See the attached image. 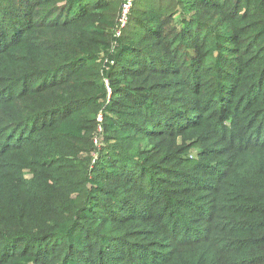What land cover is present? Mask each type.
Segmentation results:
<instances>
[{"label":"trees","instance_id":"1","mask_svg":"<svg viewBox=\"0 0 264 264\" xmlns=\"http://www.w3.org/2000/svg\"><path fill=\"white\" fill-rule=\"evenodd\" d=\"M0 0V264H264V0Z\"/></svg>","mask_w":264,"mask_h":264},{"label":"built area","instance_id":"2","mask_svg":"<svg viewBox=\"0 0 264 264\" xmlns=\"http://www.w3.org/2000/svg\"><path fill=\"white\" fill-rule=\"evenodd\" d=\"M133 4V0H123L121 5V13L118 18V24L116 26V35L119 36L121 34V28L126 24L129 16V12L131 10Z\"/></svg>","mask_w":264,"mask_h":264}]
</instances>
